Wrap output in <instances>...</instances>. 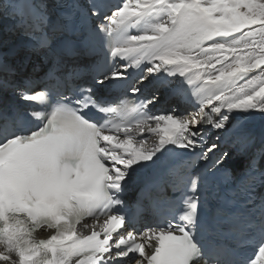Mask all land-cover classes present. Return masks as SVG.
<instances>
[{
    "label": "snow or ice",
    "instance_id": "6c2138e0",
    "mask_svg": "<svg viewBox=\"0 0 264 264\" xmlns=\"http://www.w3.org/2000/svg\"><path fill=\"white\" fill-rule=\"evenodd\" d=\"M48 7L42 71L11 80L0 58V264H264V0ZM237 134L239 176L221 148Z\"/></svg>",
    "mask_w": 264,
    "mask_h": 264
},
{
    "label": "bare ground",
    "instance_id": "6f19581e",
    "mask_svg": "<svg viewBox=\"0 0 264 264\" xmlns=\"http://www.w3.org/2000/svg\"><path fill=\"white\" fill-rule=\"evenodd\" d=\"M4 15L2 12V15H0V33L4 29ZM251 130L253 131L254 135L256 136V140L259 137L260 133H264V126L261 125V122L259 120H256L252 123L250 126ZM230 142L233 144L232 146H228V152L233 154L232 156V161L231 163L238 164L240 162L245 161V156H242L237 149L239 148V142H240V137L239 135H234L231 139Z\"/></svg>",
    "mask_w": 264,
    "mask_h": 264
}]
</instances>
